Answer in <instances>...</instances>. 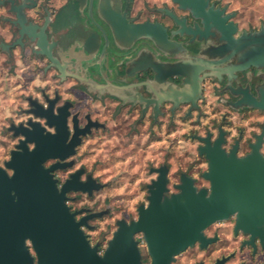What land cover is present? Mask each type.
<instances>
[{
  "label": "flooded vegetation",
  "instance_id": "flooded-vegetation-1",
  "mask_svg": "<svg viewBox=\"0 0 264 264\" xmlns=\"http://www.w3.org/2000/svg\"><path fill=\"white\" fill-rule=\"evenodd\" d=\"M133 1L121 0L120 4H115L111 0H65L56 13L36 2L21 8L25 25H37L35 31L44 25L47 18L44 32L47 43H54L52 55L64 66L63 73H60L50 65L45 55L36 52V38L31 40L25 33L21 37L22 45L13 44L20 37L16 13L9 0H0L1 7L5 8L0 12V45L8 46L6 51L1 48L4 54L10 55L14 48H18L14 58L30 59L34 67L36 58H45L47 69L55 71L52 78H61L60 95L54 93L48 97L46 106L54 100V111L59 106L66 107L69 137L74 121L79 128L89 124L88 131L79 136L72 155L77 153L86 137L105 127L99 118L101 115L113 120L114 125L122 118L118 123L123 122L125 130L134 133L140 130V133L148 134L150 125L163 127L165 121L176 122L179 110L183 108L182 117H192V152L197 156L192 161V175L185 174L192 178L197 189H208L210 185L209 180L203 177L208 169V160L199 150L207 143L212 146L218 142L226 154L233 150L237 157H242L252 151L259 138L258 151L264 156V108L253 104L254 101L264 103V52L260 50L264 46L258 43L250 45L245 31L239 29L234 20L235 13L218 0H204L203 11L212 9L221 11L220 17L228 15L224 24L232 22L236 27L230 38L225 36V30H218L210 22L205 29L203 15H198V10L180 7L174 0L140 5ZM21 2L14 0L15 4ZM109 9L119 12L128 24L161 23L166 28L170 45L158 46L145 36L117 35L105 17ZM176 20L192 28V40L191 36L179 34L180 24ZM74 43L78 46V56L62 59L57 48L66 56ZM245 63L249 65L237 68ZM154 65L164 69L171 67L174 71L160 79L155 76ZM196 83L198 88L193 92ZM191 89L192 102L179 95L180 91L189 92ZM166 94L171 95L163 98ZM90 106L101 110L97 113V110L89 109ZM252 110L257 112L253 117L250 115ZM39 122L47 131H53V127L45 124V119ZM56 161L48 159L44 165L50 166ZM162 165L167 166V186V164L162 163L149 170L156 174V178L158 172L155 169ZM201 165L204 169L199 171ZM57 170L52 173L58 178ZM73 172L58 178L59 186ZM180 176L181 173L173 183L174 187L180 183ZM79 178L84 181L81 174ZM149 183L145 184L146 189ZM167 192L165 194L169 195ZM234 222V215L213 222L203 230L205 238L210 240L206 246L201 247L196 241L187 248L189 251L186 249L178 254L181 257L174 256L171 263L176 259L192 260L193 256H199L191 264H264V241L257 237L250 239V234L234 230Z\"/></svg>",
  "mask_w": 264,
  "mask_h": 264
},
{
  "label": "water",
  "instance_id": "water-1",
  "mask_svg": "<svg viewBox=\"0 0 264 264\" xmlns=\"http://www.w3.org/2000/svg\"><path fill=\"white\" fill-rule=\"evenodd\" d=\"M174 1L180 7L198 10V15H203L205 29L210 22L218 30H225V36L229 38L236 30L232 22L224 24L228 15L220 17L221 11L212 9L203 11L204 0ZM9 2L20 27V37L13 44L22 45L21 37L25 33L31 40L36 38V52L45 55L50 65L63 73V64L51 52L54 43H47L44 32L47 18L38 31H35L37 25L24 23L21 8L35 4V1ZM105 17L117 35L145 36L158 46L167 47L171 43L166 28L159 22L128 24L124 16L111 9L105 12ZM176 22L180 24L179 34L191 36L192 40V28L186 27L183 21ZM245 36L249 38L250 45L258 43L264 46V37L248 33ZM260 50L264 52V49ZM247 65L249 63L237 68ZM152 67L160 79L174 71L171 67ZM197 88L198 83L193 92ZM179 95L192 102V89L180 91ZM53 103L54 100H50L44 107L33 102L31 109L39 118L45 119V124L53 127V131H47L39 121H28V126L14 127V133L22 138L10 151L4 166H0V264H33V259L36 264H139L140 252L134 235L140 232L143 233L149 264H171L174 256L196 241L201 247L206 246L210 240L205 238L203 230L230 215L235 216L234 230L250 234V239L257 237L264 241V156L258 151V138L252 151L242 157H237L233 150L226 154L218 142L200 147V152L208 160V169L203 173L210 182L208 189H197L192 178L181 173L180 183L175 185L177 191L167 195V166L155 169L158 175L147 185V204L137 206L136 219L117 221V228L99 254L96 245L89 243L82 230V226L87 225V220L95 214L76 219L77 211H71L66 203V192L79 190L90 193L95 183L89 176L84 181L80 180L83 169L79 168L58 187L52 173L69 165L65 159L74 154L79 136L88 131L89 124L79 128L74 121L69 137L66 126L68 111L64 106L54 111ZM253 104L264 108L261 101ZM48 159L57 161L45 166Z\"/></svg>",
  "mask_w": 264,
  "mask_h": 264
},
{
  "label": "rangeland",
  "instance_id": "rangeland-1",
  "mask_svg": "<svg viewBox=\"0 0 264 264\" xmlns=\"http://www.w3.org/2000/svg\"><path fill=\"white\" fill-rule=\"evenodd\" d=\"M144 0H135L141 4ZM235 13L234 20L239 29L256 37H264V0H218ZM2 15V14H1ZM0 45V166L8 159L9 153L16 148L21 135L14 133V127L27 126L28 121H40L31 109L33 102L46 106L47 100L37 96L45 87L43 75L35 74L28 59L18 60L12 54H4ZM17 56V55H16ZM55 76H53L54 78ZM58 92L54 88L53 94ZM37 93V94H36ZM52 93V92H51ZM57 94V93H56ZM60 94V93H59ZM47 95V94H46ZM98 108V109H97ZM89 109L99 112L100 107ZM101 110V109H100ZM257 112L252 110L253 117ZM179 110L176 122H164L162 126L153 125L149 132L127 131L124 124L114 125L109 117L99 118L105 123L103 129L96 130L86 137L77 153L65 161L69 165L56 171L58 178L66 176L79 168L83 169L82 179L91 177L95 183L90 193L70 190L66 203L71 211H77L76 219L86 214H95L89 218L88 225L82 230L91 245H96L101 254L107 245L117 221L129 222L137 216V206L147 203L145 184L155 178L151 167L167 164L168 194L175 192L173 183L180 173L192 175V161L197 158L192 152V117H182ZM247 117L248 114H245ZM123 121V120H122ZM201 165L199 171L203 170ZM199 173V172H198ZM57 185L59 179L54 175ZM140 252V263L149 264L142 234L134 235ZM190 249H187L189 251ZM30 253L33 255L32 250ZM180 254V253H179ZM179 258L178 254L175 256ZM200 257L176 259L171 264H191ZM33 264L35 259H33Z\"/></svg>",
  "mask_w": 264,
  "mask_h": 264
},
{
  "label": "crops",
  "instance_id": "crops-1",
  "mask_svg": "<svg viewBox=\"0 0 264 264\" xmlns=\"http://www.w3.org/2000/svg\"><path fill=\"white\" fill-rule=\"evenodd\" d=\"M37 5H39L40 7H45L47 8L49 11L56 13V11L58 10V8L61 7V5L65 2V0H34ZM113 3L115 4H120L121 0H111ZM135 2V0L133 1V3ZM160 0H144L143 3H150V4H155V3H159ZM137 4V3H135ZM142 4V3H141ZM140 5V4H138ZM4 7H1L0 5V12L4 11ZM51 18V17H50ZM63 21L61 20V23ZM2 45V49L3 50H7V47L4 44ZM18 48H14L13 52H18ZM57 52L59 54V56L64 59V60H68L70 57H76L78 56V46H76V43L72 44V46L69 48L67 55L65 56L64 53L61 52L60 48H57ZM73 59V58H72ZM20 60V59H18ZM32 66L30 67L31 70L35 71V74H40L41 76L43 75V80L45 81V87H43V90L40 91V94L38 93L37 96L39 97H43L44 94H47L48 97H52L54 88L57 89L58 92L55 93H61V83L60 80H56L55 78H52V74H54V70L53 69H47V67L45 66L46 60L45 58L43 59H39L36 58V65L34 67L33 65V61H31L30 59H28ZM33 60V59H32ZM38 67H40V69H37ZM101 90V89H100ZM52 92V93H51ZM37 94V93H36ZM60 95V94H59ZM98 109V108H97ZM96 109V110H97ZM100 110V109H99Z\"/></svg>",
  "mask_w": 264,
  "mask_h": 264
},
{
  "label": "trees",
  "instance_id": "trees-1",
  "mask_svg": "<svg viewBox=\"0 0 264 264\" xmlns=\"http://www.w3.org/2000/svg\"><path fill=\"white\" fill-rule=\"evenodd\" d=\"M37 69H40V67H38ZM43 97H44L46 100L49 99L48 96H47L46 94H44ZM87 225H88V221H87ZM108 240H109V239H108ZM107 242H108V241H107Z\"/></svg>",
  "mask_w": 264,
  "mask_h": 264
}]
</instances>
